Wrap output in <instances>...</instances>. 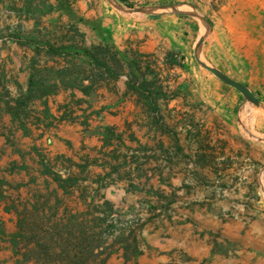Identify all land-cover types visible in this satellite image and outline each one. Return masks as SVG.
Here are the masks:
<instances>
[{
    "label": "crops",
    "instance_id": "1",
    "mask_svg": "<svg viewBox=\"0 0 264 264\" xmlns=\"http://www.w3.org/2000/svg\"><path fill=\"white\" fill-rule=\"evenodd\" d=\"M97 1L65 2L67 16L63 17L64 22L68 26L76 23L84 32L82 40L76 44L79 49L101 43L103 36L108 35L121 54L128 48L144 54L155 53L163 43L158 28L169 17L174 28L169 31L167 47L176 53L175 56L180 53L182 62L189 64L187 70L174 65L170 71H177L175 82L165 87L169 98L158 101V106L167 107L170 113L162 116L161 121L177 124L179 152L193 162L190 167L185 162L167 166L173 172L169 186L176 187V196L171 201L188 204V207L146 226L143 235L147 246L137 259L138 264H190L203 259H207L203 264H264V114L260 110L250 114L252 107L239 90L205 68L194 65V46L190 45V35L182 31L193 25L198 38L207 29L203 22L202 30L200 20L192 22L181 14L160 18L149 16L141 21L112 17L111 12L97 14ZM167 1L173 3L168 4L170 6H194L200 10L209 24L203 43L204 57L252 92L264 95V0ZM12 5L21 7L22 1L0 0V10ZM53 10L57 14L63 9L55 7ZM28 17L25 21L33 28V38H24L28 41L25 45L18 43L23 52L1 51L0 54L1 60L5 61L0 65V124L9 128L0 130L2 168L11 163L28 166L32 163L28 158L35 156V148L41 147L44 152L42 147L47 145L49 130L44 124H39L38 130L23 129L19 125L20 119L13 116L15 99L29 89H36L37 83L52 91L34 97L29 106L50 107L56 114L66 105L89 106V111H95L94 117L104 108L101 112L104 118L102 121L95 119L96 124H126L134 119L153 122L152 116L140 112L133 100L118 101L127 91L125 74L117 79L106 77L93 83L89 75L95 69L87 55L36 52L29 40L44 44L49 39L66 46L74 43L73 40L56 41L41 34L34 29L40 25L39 16L29 13ZM50 20L57 21L56 18ZM179 25H185V28L178 29ZM7 60L12 63L8 64ZM38 70H47L49 74L45 72L42 77ZM91 85V89L97 92L96 99L83 91ZM112 86L116 87L113 91ZM258 98L264 107V98ZM8 105L12 109L5 111L4 107ZM108 110L117 113L109 114ZM153 128L156 131V126ZM80 129L77 122L65 120L55 133L61 138L76 139ZM58 140L55 138L49 148L53 149V154L67 150ZM24 171V168L16 169L21 176L25 175ZM158 176L155 174L153 178L154 187H166L165 181ZM4 187L10 185L0 181V220L15 222L17 212L9 205V200L15 196L7 199L8 192ZM18 201L17 198L14 202ZM7 245L0 238V261Z\"/></svg>",
    "mask_w": 264,
    "mask_h": 264
},
{
    "label": "rangeland",
    "instance_id": "2",
    "mask_svg": "<svg viewBox=\"0 0 264 264\" xmlns=\"http://www.w3.org/2000/svg\"><path fill=\"white\" fill-rule=\"evenodd\" d=\"M20 1H22L21 7L12 5L13 7L5 6L0 10V54L1 51L5 53L14 52L15 54L21 50L23 52L19 44H25L12 38L11 35L17 34L23 38L33 36L31 33L33 28H30L29 23L25 21L29 18V13L39 16L40 25L34 29L41 32V34L56 41L73 40L74 44L82 40L84 32L79 30L78 25L70 23L68 26L63 20V17L67 16L64 8L65 2L69 0ZM114 1L123 7H169L173 4L167 0ZM55 7L57 10H63L55 14L56 12L53 10ZM28 8H32V10L29 11ZM185 8L201 14V11L194 6H186ZM97 9V14L104 12L110 14L111 12L112 17L114 15L120 18L129 17L136 21L144 20L149 16L160 18L168 15L127 13L117 9L111 0H98ZM181 16L189 18L192 22L198 20L189 15L181 14ZM50 18H56L57 21H51ZM198 22L202 24V21ZM43 23L46 24L43 25ZM173 26V23L167 17V21H164L158 28L161 29L163 36V43L159 50L155 53H145L144 57L141 58L143 66L148 65L153 70L152 72L147 71V79L156 80L157 85L163 90L164 95L159 99L160 101L169 98L165 87L167 88L170 82H175L177 71L173 73L170 71L174 65L177 64L186 70L189 68V64L182 62L183 58L180 53L175 56L176 53L167 47L169 31L174 28ZM184 28L185 25L178 26V29L183 30ZM182 32L190 35V45L195 46L197 36L194 26L191 25L187 31ZM138 52L134 48H128L123 51L122 57L131 59ZM192 57L194 65L203 68L194 55ZM1 58L0 55V65L5 64V61ZM11 61L7 60L8 64H11ZM205 70L213 74L209 70ZM46 73L49 74V72ZM115 88V86H112L111 91ZM114 92L116 93V91ZM96 93L95 90L91 89L89 96L96 99ZM253 93L257 97L264 98V95H261L262 92ZM127 98L134 101L140 112L149 114L144 98L139 97L132 91H126V93L120 95L118 101L121 102ZM87 103L89 104L88 99ZM249 104L252 107L251 113L249 111L250 114L256 110H260L264 114V107ZM12 108L8 105L4 107V110L10 111ZM89 108V106L66 105L61 108L63 109L62 112L57 114L50 107L39 108L28 105V107L22 108L21 116L24 120H27V123L31 122V124H26L24 121L27 126L22 127L23 129L31 127L32 131L38 130L39 124H44V128L49 131L46 138L47 145L42 147L44 152H41V147L35 148V156L31 155L28 158V161L32 162L31 164L26 167L12 163L4 168L0 166V176L2 177L0 181L10 185L9 188L4 187L5 191L8 192L6 198L9 199L13 197L12 195L15 196L14 199L9 200V205L17 212L18 216L15 222L10 219L0 220V238L3 242L8 243L0 264H17L20 260L14 254L8 238L9 234L17 230V220L19 218L17 210L23 211V213L26 212L31 221L35 218H54L56 220L62 217L68 218L74 214L79 215V221H81L85 214H89V218L96 219L97 230L101 231L106 228V232L109 234L107 239L104 238V243H101V247L105 246L108 250L113 251L105 264H138L137 259L144 254L145 246H147L143 235L146 226H152L159 219L170 217L173 213L188 207V204H174L171 201L176 196V187L169 186V180L173 175L172 170L167 169L170 163L180 164L185 162L189 167L193 163L188 156H182L179 152L177 124L171 121H161V125L157 123L152 115H150L152 116V123L134 119L126 124H96L95 119L102 121V118H104V115L101 114L104 108L98 111L96 117L93 116L95 111H89ZM159 108L160 112L156 114L161 115V119L162 116L170 115L167 107L160 106ZM77 111L79 112L77 113ZM108 113L116 114L117 112L108 110ZM65 120L77 122L81 127L80 135L76 139L61 138L56 135L55 131L59 129V126ZM153 126H156V131H154ZM2 129L9 128L3 123L0 124V130ZM55 138L65 145L67 148L65 152L53 154V149H49L53 146ZM160 158L162 161H159ZM17 168H24L25 175L21 176L20 172H16ZM47 170L60 174L62 177H67L69 174L76 176V182L72 189L66 193L64 189L59 187L58 182L54 180L52 175L44 173ZM8 171L11 172L8 173ZM155 174L165 181L166 187H154L153 178ZM21 185L24 187L21 188ZM17 198L19 201L14 202ZM105 201H109L112 207L104 204ZM38 224L41 227L42 223L38 222ZM31 225L33 224L31 223ZM120 229L124 231L121 232ZM130 230H134L137 236V246L142 254L126 259L123 248L128 242H132V238L128 241L124 240L129 237ZM192 261H195V259L192 258ZM206 261L207 259H203L198 263L192 262L190 264H203ZM26 264L34 263L29 262Z\"/></svg>",
    "mask_w": 264,
    "mask_h": 264
},
{
    "label": "trees",
    "instance_id": "3",
    "mask_svg": "<svg viewBox=\"0 0 264 264\" xmlns=\"http://www.w3.org/2000/svg\"><path fill=\"white\" fill-rule=\"evenodd\" d=\"M11 36L20 43L26 44L28 42L17 34H12ZM103 37L101 43L82 49H79L76 44L70 46L58 45L49 39L44 44H41L38 40H29V42L34 45V49L38 53L45 50L57 55H69L71 53L87 55L95 69L89 75L93 83L106 77L117 79L125 74L127 76V92L132 91L139 97L144 98L149 115L154 116L157 123H160L161 115L156 113L160 112L158 101L164 94L162 88L157 85L156 80L147 79V71L152 72L153 70L148 65L143 66L141 58L145 54L138 52L131 59L124 58L121 50L111 43L108 35ZM46 71L38 70V73L43 77ZM32 82L33 76L30 77L31 85ZM36 86V89H29L15 99L13 116L20 119L19 125L23 128L26 127V124L21 116L22 108L28 107L29 102L34 97L49 94L52 91L45 88L42 83H37ZM91 88L92 85L85 87L83 91L88 94ZM44 173L52 175L54 180L58 182L59 187L64 189L66 193L72 189L77 178L73 174L62 177L51 170H47ZM104 204L112 207L109 201H105ZM17 211L19 213L17 230L8 235L13 252L20 259L17 264L29 262L34 264H105L113 254V251L108 250L107 247H101L104 243V238L107 239L109 237L106 228L101 231L97 230L96 219L89 218V214H85L81 221H79V215L77 214L56 220L54 218H35L31 221L26 212ZM38 222L42 223L41 227H39ZM120 230L121 232L124 231L123 229ZM131 238L132 242H128L123 248L126 259L142 254V251L138 249L137 236L134 230H130L129 237L124 241L131 240Z\"/></svg>",
    "mask_w": 264,
    "mask_h": 264
},
{
    "label": "water",
    "instance_id": "4",
    "mask_svg": "<svg viewBox=\"0 0 264 264\" xmlns=\"http://www.w3.org/2000/svg\"><path fill=\"white\" fill-rule=\"evenodd\" d=\"M112 4L119 10L127 12V13H160V14H184L195 17L196 19L202 21L206 26V32L199 36L195 42L194 46V55L197 62L205 69L209 70L223 82L231 85L232 87L239 90L245 100L248 103L255 104L256 106L261 105V101L259 98L250 90L248 86L245 84L237 81L236 79L232 78L216 66L212 65L203 55V43L206 38V35L209 30L208 22L203 18V16L193 10H189L187 8H180L176 6H144V7H123L117 4L114 0H111ZM264 192V188H263Z\"/></svg>",
    "mask_w": 264,
    "mask_h": 264
}]
</instances>
